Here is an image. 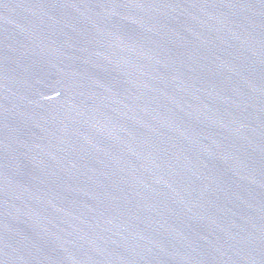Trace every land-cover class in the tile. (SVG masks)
I'll return each instance as SVG.
<instances>
[{"label":"water","instance_id":"obj_1","mask_svg":"<svg viewBox=\"0 0 264 264\" xmlns=\"http://www.w3.org/2000/svg\"><path fill=\"white\" fill-rule=\"evenodd\" d=\"M0 264H264V0H0Z\"/></svg>","mask_w":264,"mask_h":264}]
</instances>
